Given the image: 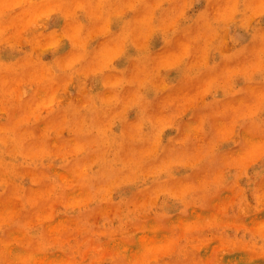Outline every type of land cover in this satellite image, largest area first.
Segmentation results:
<instances>
[{
    "label": "clouds",
    "instance_id": "obj_1",
    "mask_svg": "<svg viewBox=\"0 0 264 264\" xmlns=\"http://www.w3.org/2000/svg\"><path fill=\"white\" fill-rule=\"evenodd\" d=\"M0 264H264V0H0Z\"/></svg>",
    "mask_w": 264,
    "mask_h": 264
}]
</instances>
